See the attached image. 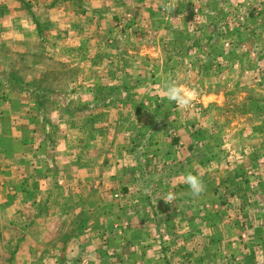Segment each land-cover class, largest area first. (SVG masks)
I'll return each mask as SVG.
<instances>
[{
	"label": "rangeland",
	"instance_id": "rangeland-1",
	"mask_svg": "<svg viewBox=\"0 0 264 264\" xmlns=\"http://www.w3.org/2000/svg\"><path fill=\"white\" fill-rule=\"evenodd\" d=\"M17 90L47 145L25 206L0 184V263L264 264V0H0Z\"/></svg>",
	"mask_w": 264,
	"mask_h": 264
},
{
	"label": "crops",
	"instance_id": "crops-1",
	"mask_svg": "<svg viewBox=\"0 0 264 264\" xmlns=\"http://www.w3.org/2000/svg\"><path fill=\"white\" fill-rule=\"evenodd\" d=\"M19 91L20 90L8 94L6 93L5 95L8 96L5 97L7 98H0V184L1 186H3V184L5 186L7 185L13 191L11 195L6 196L7 199L10 196H16L20 189V197H22L21 199L25 206L27 200L32 197L28 190L30 188L31 179L36 172L35 170L38 169L37 161L42 160L41 157H44V155H37V158L32 161L31 155L36 157V154L41 152V148L47 145V143L43 142V140L42 142L34 141L35 137L32 136L34 134V127H27V125L34 120V113L37 114L39 111L38 102H36L37 97L29 100V98L23 97L25 95L19 94ZM33 104H36L37 107L33 106ZM31 136L33 138H31ZM48 145H50V143H48ZM47 158L49 159L50 157ZM48 172L51 173V171ZM17 183H19V186H17ZM1 189H3V187H1ZM5 205H8L7 208H11L16 205V202L10 203L8 199V204ZM15 212L22 214L20 211ZM10 221L12 220L10 219ZM27 221L25 222L24 220L21 224L23 223L25 225ZM29 223L31 224V222L28 221V224ZM14 228L17 230L20 229V226L11 227V229ZM23 238H27V236L22 234L19 238L12 237L10 245L13 246V243L14 245H17V243L20 244ZM10 248L8 254L14 252V249L12 247ZM18 252L17 250L15 256L18 255ZM15 259L18 261L17 257H15ZM0 264H13V259L6 260Z\"/></svg>",
	"mask_w": 264,
	"mask_h": 264
},
{
	"label": "clouds",
	"instance_id": "clouds-1",
	"mask_svg": "<svg viewBox=\"0 0 264 264\" xmlns=\"http://www.w3.org/2000/svg\"><path fill=\"white\" fill-rule=\"evenodd\" d=\"M163 88L164 96L169 101L175 102L180 109H187L190 107L196 96L195 92L188 91L182 85L174 82L165 83ZM183 182L189 186L191 194L194 196H199L204 191V185L198 175L186 174L183 176ZM172 199H174V196L170 194L166 202Z\"/></svg>",
	"mask_w": 264,
	"mask_h": 264
}]
</instances>
